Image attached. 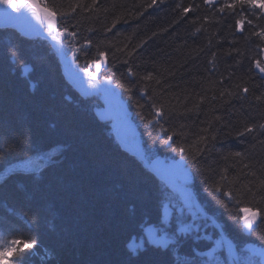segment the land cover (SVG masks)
<instances>
[{"label":"trees","instance_id":"trees-1","mask_svg":"<svg viewBox=\"0 0 264 264\" xmlns=\"http://www.w3.org/2000/svg\"><path fill=\"white\" fill-rule=\"evenodd\" d=\"M46 3L59 27L76 33L64 37L69 66L96 72L100 61L96 76L125 102L140 151L151 162L182 160L190 176L178 181L232 240L236 264H261L264 78L253 63L264 48L257 35L264 14L238 0ZM229 3L235 7H224ZM106 102L75 89L51 43L0 28V154L8 149L14 167H24L16 157L48 158L38 170L10 171L0 182L4 239L37 241L25 249L24 264H229L224 247H216L218 229L192 199L114 144L113 121L96 112ZM246 126L253 132L238 135ZM181 147L183 153L173 150ZM242 208L260 211L252 231L243 228ZM151 223L168 234V246L133 254L130 236Z\"/></svg>","mask_w":264,"mask_h":264},{"label":"snow or ice","instance_id":"snow-or-ice-1","mask_svg":"<svg viewBox=\"0 0 264 264\" xmlns=\"http://www.w3.org/2000/svg\"><path fill=\"white\" fill-rule=\"evenodd\" d=\"M4 4H6L9 8L13 9L16 12H20L22 9L30 10L31 14L41 23V25L45 24L47 25V32L51 39L53 41H56L58 43H63V38L65 35L74 37L76 35L75 32L68 31L67 28H59L56 23V17L57 12L54 10V8H49L46 0H19V2H15V0H2ZM206 3H212V0H205ZM240 4H248L252 8H259L261 10H264V0H238ZM224 7L227 8H233L235 7V3H229L226 4ZM221 11L224 10V8L220 9ZM185 12L189 11V9L185 8ZM60 15H64V13H60ZM251 23V21H249ZM238 26L243 25V21H237ZM261 38H264V30L257 33ZM87 43H91L88 41ZM71 47V45H69ZM75 51V49H74ZM15 55V53H12ZM105 53L100 52L99 56L101 59L105 58ZM96 66V72H88V76L91 78H95L96 73L100 71V61H94ZM255 67L259 70L260 73H264V63H262L260 60L255 61ZM128 74L132 75V69H128ZM151 76L145 77V79H150ZM122 86V85H121ZM130 91V89H129ZM244 92H247L248 89L244 88ZM257 100H260V97H256ZM161 111L159 109L156 110V116H160ZM149 123H152V121H149ZM260 129H264V123L259 125ZM252 126H246L244 128L243 132L238 133V135H244L245 133H251L253 132ZM161 131H165V129H161ZM203 139V137L201 138ZM172 140V136H168L165 143ZM23 143V141H21ZM19 147V145H17ZM174 151L178 150L181 153L184 152V148L181 147L179 149H173ZM12 151H15V149H12ZM23 151V149H21ZM234 155L240 156V152H236ZM183 158V157H182ZM16 159H19L22 164H24V171H31L34 172L39 169L40 164L39 162L32 161L31 159L24 158V157H16ZM0 160L3 161V165L5 168L11 165L12 163V157L9 155V150L6 149L2 154H0ZM226 177H221V179H225ZM260 186L264 187V180L260 181ZM217 192L220 191V188L217 187ZM225 196H228L230 199L232 198V193L225 192ZM242 212L245 213V215L241 218L243 219L244 228L248 231L254 230V224L256 222V219L258 216H260L259 210H252L250 208H242ZM250 213V215H249ZM156 243L159 244L160 247H167L168 241L163 236L156 238ZM37 245V241L30 238H12V239H0V264H24V256L27 255L25 253V249H34ZM227 245V248L229 252L232 251V245L230 242L224 241V240H217L216 241V247H224ZM215 247L210 248L208 255L213 256L215 252ZM264 255V252L261 253ZM197 255H200V253H197ZM179 264H187L186 261H179ZM204 264H209L208 261H205ZM213 264L215 262L213 261ZM233 264H236V261H233ZM242 264H251V261H244Z\"/></svg>","mask_w":264,"mask_h":264},{"label":"bare ground","instance_id":"bare-ground-1","mask_svg":"<svg viewBox=\"0 0 264 264\" xmlns=\"http://www.w3.org/2000/svg\"><path fill=\"white\" fill-rule=\"evenodd\" d=\"M114 144H118V146H123V145H126V142L125 141H117L116 143ZM123 148V147H122ZM210 220V219H209ZM213 222L215 224H217L218 222L216 220L213 219ZM220 227L219 223H218V228ZM150 231H156L158 233L159 236H163L165 235V233L163 231H161L157 224L156 223H151V224H148L144 230H143V233L142 234H148ZM223 232V231H222ZM197 233V232H196ZM137 237L138 235L137 234H132L130 236V238L133 240V241H136L137 240ZM231 239L229 238L227 242H230L231 243ZM227 247V246H226Z\"/></svg>","mask_w":264,"mask_h":264},{"label":"rangeland","instance_id":"rangeland-1","mask_svg":"<svg viewBox=\"0 0 264 264\" xmlns=\"http://www.w3.org/2000/svg\"><path fill=\"white\" fill-rule=\"evenodd\" d=\"M19 28L24 33H27V34L30 33L25 25L20 24L19 25ZM177 161H179V162H177ZM177 161H171L173 163H171V166L168 169L173 170V168H172L173 166L172 165H175V168H177L178 166H180V169L177 171V174L180 173V175L187 176L188 177L189 176L188 167L185 166V165H183V161L182 160H177ZM163 170L164 169H162V171ZM164 171H166V170H164Z\"/></svg>","mask_w":264,"mask_h":264},{"label":"water","instance_id":"water-1","mask_svg":"<svg viewBox=\"0 0 264 264\" xmlns=\"http://www.w3.org/2000/svg\"><path fill=\"white\" fill-rule=\"evenodd\" d=\"M173 185V184H172Z\"/></svg>","mask_w":264,"mask_h":264}]
</instances>
